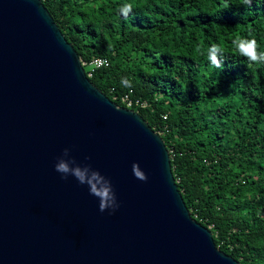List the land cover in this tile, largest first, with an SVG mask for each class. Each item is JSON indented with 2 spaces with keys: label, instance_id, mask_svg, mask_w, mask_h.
<instances>
[{
  "label": "water",
  "instance_id": "95a60500",
  "mask_svg": "<svg viewBox=\"0 0 264 264\" xmlns=\"http://www.w3.org/2000/svg\"><path fill=\"white\" fill-rule=\"evenodd\" d=\"M65 148L111 181L115 212L61 179ZM0 264H239L191 217L161 136L91 83L40 0H0Z\"/></svg>",
  "mask_w": 264,
  "mask_h": 264
},
{
  "label": "trees",
  "instance_id": "16d2710c",
  "mask_svg": "<svg viewBox=\"0 0 264 264\" xmlns=\"http://www.w3.org/2000/svg\"><path fill=\"white\" fill-rule=\"evenodd\" d=\"M40 1L81 62L109 61L89 80L161 136L191 217L239 264H264V64L232 43L264 52V0Z\"/></svg>",
  "mask_w": 264,
  "mask_h": 264
},
{
  "label": "clouds",
  "instance_id": "9594fccd",
  "mask_svg": "<svg viewBox=\"0 0 264 264\" xmlns=\"http://www.w3.org/2000/svg\"><path fill=\"white\" fill-rule=\"evenodd\" d=\"M242 2L250 5L252 0H242ZM130 10V7L126 6L125 13ZM232 43L236 51L244 56L249 63L264 64V52L258 50L256 40L237 38ZM222 54L223 49L216 44L211 45L208 49V58L216 67L220 66L219 57ZM121 84L125 87L132 86L126 77L121 79ZM88 159L90 157H85V160ZM54 170L61 174V179H67L68 176H72L79 184L87 185L89 194L98 198L99 210L101 212L109 209L115 212L119 208V203L117 202L111 181L98 170L93 169L90 164L77 163L75 158L71 157L69 148L63 149L62 155L57 158V162L54 164ZM132 172L137 179L147 181V175L140 169L137 163H133Z\"/></svg>",
  "mask_w": 264,
  "mask_h": 264
},
{
  "label": "built area",
  "instance_id": "2783aa9c",
  "mask_svg": "<svg viewBox=\"0 0 264 264\" xmlns=\"http://www.w3.org/2000/svg\"><path fill=\"white\" fill-rule=\"evenodd\" d=\"M109 61L105 58H93L89 63L81 62V65L84 68L85 74L87 78H90L92 76V73L102 67H106L108 65ZM122 102L127 105V107H130L131 101L128 99V97H124L122 99Z\"/></svg>",
  "mask_w": 264,
  "mask_h": 264
}]
</instances>
